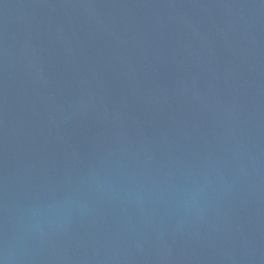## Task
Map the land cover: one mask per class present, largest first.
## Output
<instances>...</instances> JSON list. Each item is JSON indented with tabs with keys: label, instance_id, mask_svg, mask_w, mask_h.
<instances>
[{
	"label": "water",
	"instance_id": "95a60500",
	"mask_svg": "<svg viewBox=\"0 0 264 264\" xmlns=\"http://www.w3.org/2000/svg\"><path fill=\"white\" fill-rule=\"evenodd\" d=\"M0 264H264V0H0Z\"/></svg>",
	"mask_w": 264,
	"mask_h": 264
}]
</instances>
